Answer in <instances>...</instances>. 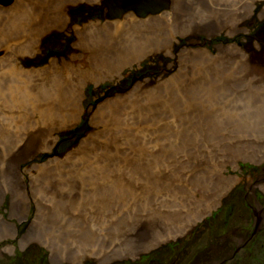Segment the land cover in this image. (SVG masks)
Masks as SVG:
<instances>
[{
  "label": "bare ground",
  "instance_id": "bare-ground-1",
  "mask_svg": "<svg viewBox=\"0 0 264 264\" xmlns=\"http://www.w3.org/2000/svg\"><path fill=\"white\" fill-rule=\"evenodd\" d=\"M78 1L80 0H12L11 5L5 7H8L7 12H4L5 14L3 10H0L2 14L0 15V52L8 50V52L0 54V117H3L4 113H8L6 118L13 119L16 116L21 119V125L25 123L22 126L21 135L23 137L21 139L27 138L28 148H32L36 142L41 140L38 138L39 136L43 137V133L50 130L55 132L74 119L76 111L75 109L69 111L68 105L74 97L79 100V96L75 95V90H68L63 94L58 89L53 92L41 90V92L34 94L31 92V87L36 78L33 77L39 72L34 68L23 67L19 58L36 51L39 40L46 31L64 26L68 20V3ZM85 1L95 3L98 0ZM149 4L154 11L141 13V11L146 10L143 7ZM0 6L3 5L0 4ZM261 19H264V0H99L91 17L74 26L76 38L74 45L78 53L67 60L66 64L53 63L56 66L55 72L58 67L66 70L64 77L59 73H46L53 77L52 80L56 84L70 79L77 80L74 87L77 84L75 89L79 93L82 91L87 78L102 79L110 76L115 79L117 76H122L124 74L122 70L126 66L142 59L149 53L169 50L173 41L178 42L187 35L194 36L197 32L203 33L206 37L230 34L234 36V40L230 39L231 41L225 42L221 38L219 43L213 47H209L207 43L200 41L194 45L180 47L178 52H168L170 57L178 59V68L175 72L163 77L154 87L147 90L145 86L138 83L131 93L125 95L127 99L125 103L121 101L117 106L111 104L112 107L116 108L113 110L122 119L109 118L101 121V119L97 120L94 117L93 124L101 123L103 128L95 131L89 138L83 139L76 146L77 149L68 154L66 160H70L77 152L78 159L82 157L87 162H96L108 166L107 175L115 170L116 173L111 175L113 178L125 176L123 169L127 168L132 160L134 162L139 160L138 153L139 155L140 153L145 154V158L149 155L150 161L157 153L160 155V161L163 164L170 165L169 154H173L175 150L173 136L168 135L167 130L174 127V111L171 107L169 110L160 104L159 99L162 96L160 94L163 93V90L175 89L177 92L187 95L189 101L192 102L189 103L186 97L179 99L178 103L182 104L185 100L188 106L196 105L202 108V111L214 113L213 109L216 111L219 108L214 96L228 95L231 90L233 92L229 95H235L234 90L230 88L232 81H239L244 84L258 81L259 85H264L262 83L264 74L262 73L249 78L251 71L259 64L248 58L251 55L250 47L245 43L235 41V37L240 35L237 29L254 36L255 22L257 24L264 22ZM3 25L5 26L3 27ZM161 29L167 30V33L164 34ZM58 50L60 48L49 51V53L56 54L59 52ZM80 65H85L86 68H82ZM260 67L264 68V63ZM260 67L258 68L261 69ZM6 78L10 81H7ZM93 86L88 85L87 87L91 90ZM101 89L103 88L101 87ZM259 90L264 92V88H259ZM105 93L108 94L109 92L106 91ZM208 93L212 95L209 98L214 99L213 105L206 101L211 110L206 107L203 100V96ZM40 97L43 99H39ZM163 97L169 100L167 95H163ZM255 102L259 103V100ZM258 103L252 106L253 113L260 114L258 120L248 123V128L252 131L251 134H246L243 123L237 120L232 122V124H236L234 129L225 132L221 128V120L214 118L210 119L209 129L211 132L208 133V136L214 137L212 131L224 132L226 142L229 144L230 135L234 134L232 142L251 144L252 150L246 155L248 158L263 159L264 100ZM24 105H28V108H24ZM66 111L68 116L64 113ZM68 112L70 113L68 114ZM171 143H173L172 146ZM168 145L173 151H170L169 148L168 151L163 149ZM19 146L20 144H17V148ZM208 146H210L208 151L215 149L212 143ZM20 154L22 153L18 151L14 154L9 153L6 157L3 155L2 162H0V177L2 173L5 174L9 171L11 166L14 167L21 156L26 155ZM232 154L237 155V153ZM187 157L190 163L193 161V168H199L201 166L200 161L206 160L203 155L193 152H190ZM66 160L62 163H66ZM184 162L183 156L182 163ZM189 162L185 163L188 164ZM48 169L49 167L44 168L42 173H47V176L37 182V188L34 189L35 195L38 196H36V200L39 209L45 208L47 211H51L50 209L56 208L60 215L65 218L61 219L63 224L66 223V220L91 221V223L85 224L87 231L82 236L73 237L72 230L68 229L67 232L69 233H64L66 234L64 238L69 247L72 244H78L71 249V251L78 252L74 264L79 260L78 264H81L88 255H94L99 263L115 257V250L117 251V248L122 245L121 239L118 238V242L113 239L107 242L109 237H103V229H107L111 225L114 220L113 217L104 214L101 206L102 200L93 204L81 200L83 198L92 202L93 199H103L97 194L105 195L110 190L97 188L92 181H85V175L64 176L59 168H55V172L51 173H48ZM247 170L251 174L256 171L251 167H247ZM138 173L140 171L137 169L134 174ZM60 175L71 181H62L60 185ZM204 175L205 173L199 174L198 171H193L190 168L184 170L180 177L172 178L173 181H170V184L174 183L178 192L173 194L161 193L154 197L151 201V207L142 215L140 214L136 226L125 232L123 239H137L147 226L157 228V232L155 231L151 237L153 242L146 243L147 247L169 237L185 233L192 223L212 207L209 202L204 203L202 208H197L193 203L197 193L204 196L205 191H207L197 181ZM100 177L106 179L104 176ZM135 177L139 178L138 176ZM78 178H80V184L75 182ZM177 179H179L180 184L179 181H176ZM86 183L91 184L88 191H85L84 186L81 185ZM9 184V181H0V186L5 189L9 188ZM134 187L136 184L132 181L131 188ZM164 190L166 189L164 188ZM40 192L43 197L50 195L51 200L47 201L51 203V207L45 205L39 196ZM222 192L223 190L218 196H221ZM257 194L260 195L263 192L257 190L253 199L257 197ZM153 201L156 206H153ZM186 201L193 205H186ZM36 216L37 224H39V219L46 224L38 211ZM157 218H161V220L158 221ZM0 225L11 226L12 224L0 218ZM193 227L189 230H193ZM5 230L8 229L6 227L2 229L3 232ZM35 230L31 229L22 234L21 243L23 245L33 238L32 233ZM205 233L206 225L204 229L197 228L194 230L195 241L204 239ZM53 234L45 237V244L49 246L52 253L55 252L56 247L54 242L59 237L55 232ZM134 235H136L135 238L132 237ZM124 255L126 254H118L120 257H125ZM50 259L54 262L51 257ZM50 259L37 257L32 260L49 264Z\"/></svg>",
  "mask_w": 264,
  "mask_h": 264
},
{
  "label": "rangeland",
  "instance_id": "rangeland-1",
  "mask_svg": "<svg viewBox=\"0 0 264 264\" xmlns=\"http://www.w3.org/2000/svg\"><path fill=\"white\" fill-rule=\"evenodd\" d=\"M98 1L90 3L80 0L75 3H68V20L66 24L60 28L56 27L46 31L40 38L36 51L19 58V62L23 67L34 68L39 72L38 75L33 77L36 80L31 87V92L36 94L41 92V90L53 92L58 89L60 93L64 94L65 91L75 90V95L79 96V100L74 97L68 105L69 111L74 109L76 111L74 119L55 132L50 130L43 133V137L39 136L38 138L41 140L36 142L32 148H28L27 138L21 139L23 137L21 135L22 126L25 123L21 125L20 118L16 116L13 119L6 118L8 113H4V116L0 117V162H2L1 158L3 155L6 157L9 153L14 154V152L20 151L22 154H26L21 156L16 165L14 167L11 166L10 170L5 174L2 173L0 177V181L10 182L8 189L0 186V218L12 224L11 226L0 225V264H48L32 260L37 257H42V259H50L51 257L54 262L50 259L49 264H74L77 260L78 252L71 251V249L78 244H72L69 247L64 236L69 233L67 229L72 230L73 237L82 236L87 231L85 224L91 223V221L66 220V223L63 224L61 219L65 218L60 215L56 208H52L54 211L52 209L47 211L45 208L39 209L34 189L37 188L36 183L47 176V173H42L44 168L47 167H49L48 173L55 172V168H59L64 176L85 175V181H92L97 188L110 190L105 195L97 194L103 199H93L92 202L83 198L81 200L92 204L102 200L101 206L104 214L114 219L107 229H103V237H109L107 242L111 239L118 242V238H120L122 245L117 248V251L115 250V257L103 263H99L94 255H88L82 260L81 264H127L130 261L140 262L144 259L142 257L146 254L144 252L148 253L150 251V254L153 255L152 257L159 255L160 258H174L175 256L180 258L184 254H186V257L190 255L192 264H196V260H193V258L196 257V254L203 246L211 247L212 243L217 244L219 242L218 233L223 230L228 233L231 230L248 231L249 229L250 235L247 239L245 238V243L241 242L239 244L237 251L239 250L241 255L247 253L246 246L249 245V251H252V255L256 252L262 254H256L253 264H264V262L260 263V260L264 261L263 238L261 240L258 239L264 226V158L260 160L248 158L246 155L252 150L251 144L232 142L234 134L230 135L229 144L226 142V134L224 132L212 131L214 132V137L208 136V133L211 132L209 129L211 125L210 119L214 118L221 120V128L225 132L229 131V129L233 130L236 124H232V122L234 123V120H237L243 123L246 134L252 133L248 128V123L256 122L260 115L253 113L252 106L257 105L258 102L255 101L259 100L260 103L264 100V92L259 90V88H264V85H259L258 81H251L246 84L232 81L230 88L234 90L235 95H229L233 92L231 90L228 95L214 96L216 105L219 107L216 111L213 109L214 113L202 111L203 109L196 105L188 106L185 100L182 104L178 103L179 99L187 97L184 93L177 92L175 89L163 90V93L160 94L162 95L159 99L160 104L169 110L170 107L173 109L174 120L176 121H174V127L167 130L168 135L173 136L175 151L170 150L171 147L169 145L163 148L166 151H168V148L173 151V154H169L170 165L163 164L160 161V155H157V153L153 157L150 156L152 157L151 161L149 160V155L145 158V154L140 153L139 155L138 153L139 160L136 162L132 160L127 168L123 169L125 176L113 178L111 175L116 173L115 170L107 175L108 166H103L101 163L98 164L96 162H87L82 157L78 159L77 152L70 160H66L68 154L72 150L77 149L76 146L83 139L89 138L95 131L103 128L101 123L93 124L94 117L97 120L101 119V121L109 118L122 119L113 110L116 108L112 106H117L121 101L125 103L127 101L125 95L131 93L138 83L145 86L147 90L154 87L163 77L175 72L178 68V59L170 57L168 52H178V48L185 45H194L200 41L207 43L209 47H213L219 43L221 38L224 39L222 41L229 42L234 37L230 34H217L206 37L201 32H197L194 36L187 35L178 42L173 41L169 50L149 53L142 59L126 66L122 70L124 73L122 76H117L115 79L110 76L102 79L87 78L82 91L79 93L75 89L77 84L74 87L77 80L73 79V81L70 79L63 82L59 78L62 83L56 84L52 80L53 77L48 76L46 73H59L64 77L66 70L58 67L55 72L56 66L53 63L66 64L67 60H70L73 55L78 53L74 45L76 40L74 26L85 22L91 17L95 12ZM11 3L12 0L9 2L0 0V4L3 5L0 6V10L6 13V9ZM6 6L8 7L5 8ZM0 15H2L1 12ZM255 23L253 27L254 36L251 33L237 29L240 35L235 37L236 42L245 43L250 47L251 55L248 58L254 63H259L251 71L249 78L256 77L255 75H259V73L264 74V68L260 67L264 63V40H261L262 38L264 39V22ZM161 32L166 34L167 30L161 29ZM58 48H60L58 53H49V51H55ZM62 49H64L63 52H60ZM3 52H8V50L1 51L0 54ZM172 59L174 60L171 61ZM81 67L86 68L85 65ZM125 72L127 73L125 74ZM124 76L126 77L124 78ZM6 80L10 81L7 78ZM262 83L264 84V80H262ZM88 85L94 86L89 90ZM106 91L109 93L106 94ZM163 95H167L169 100L164 99ZM211 96V93L205 94L203 96L204 102L208 101L209 104L211 102L213 105L214 99L209 98ZM39 99L43 98L40 97ZM187 100L192 103L188 97ZM206 107L211 110L207 103ZM24 108H28V105H24ZM64 113L68 116L67 111ZM121 116L123 117V114ZM39 124L41 125V123ZM69 130L73 133L68 132ZM173 143H171V146ZM211 143L215 146V149L208 151L210 147L208 145H211ZM17 144H20L19 148H17ZM190 152L205 157L206 160L200 161L201 166L199 168H193V161L189 162L187 155ZM232 153H237V155ZM24 156L25 158H23ZM183 156L185 162H189L188 164L182 163ZM64 160H66V163H62ZM247 167L254 168L256 171H253L252 174L248 173ZM190 168L193 171H198L199 174L205 173L204 177L198 178L197 181L207 190L204 196L197 193L193 203L197 208L204 207V203L209 202V204H212V207L202 217L191 224L190 228L194 226L193 230L188 228L183 234L161 240L149 247H147L146 243L153 242L151 237L155 231L157 232V228H152L151 226H147L137 239H123V234L136 226L140 214L142 215L143 212L151 207V201L154 197L161 193L173 194L178 192V189L174 187V183L171 185L170 181H173L172 178L180 177L184 170ZM137 169L140 173L134 174ZM60 176V185L62 181H71L70 179H64L62 175ZM100 176H104L106 179ZM79 181L80 178L75 182L79 183ZM132 181L136 184L134 188H131ZM176 181H179V179ZM232 181L234 182L231 184ZM88 183L81 184L84 186L85 191H88L91 186ZM222 190V195L218 196ZM257 190L263 192V194H260L261 196H258L257 199L254 198V200L253 197ZM243 191L245 192L244 194ZM39 196L43 199L45 205L51 207V203L47 201L51 200L50 195L43 197L40 192ZM225 202H228V204L233 203V207L227 216H224L222 209ZM244 202L248 205H243ZM186 205L191 206L193 204L186 201ZM153 206H156L154 201ZM37 211L46 224L41 219L38 220L39 224H37ZM157 219L158 221L161 220V218ZM205 225L206 233L204 239L195 241L194 230H197V228L204 229ZM30 226L32 230H36L32 233L33 238L23 245L21 243L22 234L30 231ZM260 226L262 227L260 228ZM5 227L8 230L3 232L2 229H5ZM53 232L59 235L56 242H54L56 243L54 253L45 244V237L54 235ZM252 236L256 240L247 242L251 240ZM132 237L135 238L136 235ZM47 240L50 241V239ZM173 242H177L179 245L176 246ZM169 248H172L170 254H168ZM119 253H125L126 255H124L125 257H120L118 256ZM26 259L28 260L26 261ZM227 264H232V261Z\"/></svg>",
  "mask_w": 264,
  "mask_h": 264
},
{
  "label": "flooded vegetation",
  "instance_id": "flooded-vegetation-1",
  "mask_svg": "<svg viewBox=\"0 0 264 264\" xmlns=\"http://www.w3.org/2000/svg\"><path fill=\"white\" fill-rule=\"evenodd\" d=\"M249 230L248 231L231 230L228 233H226L225 230H223L222 232L218 233L219 237L221 238V239L219 238V242L217 244L212 243L211 247L203 246L200 249V251H198L196 257L193 258V260H196V264H218L221 261L223 262V264H227L231 261L232 264H253L255 262V253L254 255L251 254L252 251L251 252L249 251V245L246 246L247 253L241 255V252H239V250L237 251V249H239V244L241 242L245 243V238L247 239V237L250 235ZM262 237H264V235H261L258 239H261ZM250 239L251 240L247 242H252L256 240L254 236H252ZM173 243L176 246L179 245L177 242H173ZM171 249L172 248H169L168 254H170ZM150 253L151 252H148L147 254ZM152 256L153 255L150 256L147 255L144 257L143 255L142 257H144V259H142V261L140 262L130 261V263L127 264H192L191 262L192 259L190 258V255L186 257V254H184V256L180 258L176 256L174 258L171 257L160 258L159 255H157L156 257H152Z\"/></svg>",
  "mask_w": 264,
  "mask_h": 264
},
{
  "label": "trees",
  "instance_id": "trees-1",
  "mask_svg": "<svg viewBox=\"0 0 264 264\" xmlns=\"http://www.w3.org/2000/svg\"><path fill=\"white\" fill-rule=\"evenodd\" d=\"M245 192L243 191V194H244ZM233 195H235V194H233ZM258 196H261V195H259V194H257V197L256 198H258ZM243 205H246V203L244 202L243 203ZM232 207H233V203H229L228 204V202H225V205L223 206V214H224V216H227L228 214H229V212H230V210L232 209ZM246 207V206H245ZM260 234L261 235H264V226H263V229L260 231ZM263 238V243H264V237H262ZM261 240V239H260ZM259 255H262L260 252H257ZM28 259H26V261H27Z\"/></svg>",
  "mask_w": 264,
  "mask_h": 264
},
{
  "label": "water",
  "instance_id": "water-1",
  "mask_svg": "<svg viewBox=\"0 0 264 264\" xmlns=\"http://www.w3.org/2000/svg\"><path fill=\"white\" fill-rule=\"evenodd\" d=\"M6 2H9L10 0H5ZM144 9H146V10H144V11H141V13H146V12H148V11H154V9H151L152 8V6L149 4V5H146V6H144L143 7Z\"/></svg>",
  "mask_w": 264,
  "mask_h": 264
}]
</instances>
